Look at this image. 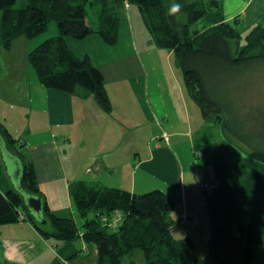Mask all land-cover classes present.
<instances>
[{
    "label": "trees",
    "instance_id": "obj_1",
    "mask_svg": "<svg viewBox=\"0 0 264 264\" xmlns=\"http://www.w3.org/2000/svg\"><path fill=\"white\" fill-rule=\"evenodd\" d=\"M16 2L0 0V47L9 48L17 36L32 38L55 21L58 34L43 40L28 54L36 77L49 88L90 93L106 111L112 110V102L103 72L88 55H75L66 37L83 39L97 34L107 44L115 45L121 7L124 2L135 4L153 43L172 51L187 92L208 122L201 138L212 135L211 122L218 121L237 145L238 141L248 145L246 155L264 163V108L241 112L239 117L232 99L239 91L247 94L255 88L250 84L224 85L235 83L241 73L254 77L257 70L264 74V21L243 29L242 12L226 18L224 0H25L19 7ZM173 5H179L175 13L171 12ZM244 30L248 31L244 34ZM23 146L0 122V224L19 220L21 205L23 217L43 237L58 241L81 238L93 244L98 250V264H134L130 257L137 249L142 251L145 264H206L205 259L192 254L191 239L172 233L168 216L175 202L161 189L134 193L80 180L72 197L76 218L55 215L38 187L32 165L24 160ZM200 150L195 148L198 154ZM7 152L22 160L19 186L3 184ZM24 191L42 198L41 216L29 209ZM117 211L121 219L110 226ZM259 242L254 230L244 234L242 264H264V246Z\"/></svg>",
    "mask_w": 264,
    "mask_h": 264
},
{
    "label": "crops",
    "instance_id": "obj_2",
    "mask_svg": "<svg viewBox=\"0 0 264 264\" xmlns=\"http://www.w3.org/2000/svg\"><path fill=\"white\" fill-rule=\"evenodd\" d=\"M229 1L224 0V3ZM241 2L245 4L241 11L242 16L245 14L244 20H264V0ZM124 5L129 7L127 2ZM120 40L115 45H109L97 34L83 39L66 37L67 45L75 55H88L91 62L101 69L104 85L106 81H115L128 88L118 94L123 103L128 93L134 98L133 108L138 109V101L141 105V115L146 121L142 128L149 126L150 138L156 141L140 144L139 157L134 163L132 174L128 170L129 178L126 176L124 180L116 177L122 173L125 159L118 155L117 149L111 144L112 140L107 142L106 133L98 132L92 123L88 124L90 120L77 114L89 98L98 105L92 94L49 88L36 77L39 86L29 85V93L24 100L20 103L14 100L3 106L6 109L1 111L2 119L10 123L12 130L17 131L21 130L19 124H23L26 129L32 126L33 121L40 120V109L46 114L40 121L43 130H46L41 139L37 138L41 132L36 126L30 132L26 129L24 137L19 139L24 144V160L32 165L38 187L49 209L57 216H74L73 189L80 180L117 186L134 193L152 189L164 191V188L158 187V181H161L167 188V193L164 192L170 195L175 204H179L178 208L171 210L175 215L170 212L168 216L174 236L191 239L192 254L205 259L206 264H242L245 225L235 218V214L240 220L241 205L245 202L250 209L264 215V164L249 156H240L231 161L208 158L205 153L206 137L200 136L205 120L199 126L193 122L192 97L186 94L183 80L181 82L171 69L172 51L156 46L151 40L145 46V53L152 51V58L158 56L159 60L161 57L168 64L165 73L151 82L157 91L153 93L150 83L139 72L140 62L144 64V61L142 57L138 59V55H134L135 45L129 44V36L127 42L121 43ZM95 43L106 56H112L102 67L93 56ZM78 45H86L87 49H79ZM119 49L127 53L117 54ZM132 57L133 60H130ZM133 67L135 74L129 75L127 71ZM18 88L15 87L13 91L16 97H19ZM34 102H42L43 105L36 107ZM21 103H29L34 108L29 111ZM10 128H7L8 131L16 137ZM125 139L129 143V135ZM196 147L201 148L200 154L195 151ZM214 154L218 155L217 152ZM194 156L199 159L202 156L200 165L194 161ZM4 158L3 184L19 186L22 160L8 152ZM81 159L86 160V163ZM16 168L20 170L17 174L14 173ZM137 171L145 179L136 178ZM187 178L191 180L189 183ZM207 180L213 182V187L207 193L204 189L203 195H199L202 188L200 183ZM150 184L154 187L150 188ZM177 195L179 203L175 200ZM133 255L130 259L137 264ZM98 261L97 248L81 238L64 241L45 238L25 218L0 224V264H98Z\"/></svg>",
    "mask_w": 264,
    "mask_h": 264
},
{
    "label": "rangeland",
    "instance_id": "obj_3",
    "mask_svg": "<svg viewBox=\"0 0 264 264\" xmlns=\"http://www.w3.org/2000/svg\"><path fill=\"white\" fill-rule=\"evenodd\" d=\"M25 0H17L16 7H19L23 5ZM129 7H121L123 16L121 21V27H120V37L121 43L127 42L128 36H129V44H134V55H138V59L142 57L144 64L140 62L139 72L142 73L143 79L148 80V84L151 87V91L153 93H157L155 91L154 87L151 85L152 81L155 79H158L159 75H163L165 73V68L168 66V64L165 62L164 59L160 57L158 60V56H155L152 58L151 52L147 51L144 52L146 44L152 39L151 36L146 29L140 12L137 8V6L133 3H128ZM244 2H241V0H230L228 3H224L223 11L224 14L233 17L240 13L243 10ZM93 11H90L89 16L93 17ZM243 16L245 18V14L243 13ZM261 19L256 20H245L244 23L241 25V27L247 28L251 24H256L260 22ZM264 21V20H263ZM248 30H244L243 33L245 34ZM58 33V30L56 28L55 21H50L48 24V27L45 31L42 33L32 37L28 38L25 35L17 36L15 37L11 44L12 46L9 48H3L1 47L0 50V122L6 127L10 128V123L5 122V120L2 119L1 111L3 106L6 104L12 103L14 100L20 101L24 100L28 93H29V85L30 86H39L38 83H36V74H34V70H32V66L27 61V54L30 50H32L36 45L41 43L46 38H49L53 35H56ZM243 36V35H242ZM242 38V42H243ZM103 42V41H102ZM153 42V41H152ZM94 52L93 56L95 57L96 61L100 64L102 67L103 65H106V62L108 59H110L112 56H106V54L103 53L102 49L97 45V43L94 44ZM77 46V45H76ZM75 46V47H76ZM79 46V45H78ZM77 49V47H76ZM79 49H87L86 45H80ZM117 49V48H116ZM110 53V52H108ZM113 53V52H112ZM127 52H122V49H119L117 51V54H126ZM10 54L12 58L10 59ZM141 55V56H140ZM114 57V56H113ZM134 57H132L130 60H133ZM122 59V58H121ZM129 60V59H128ZM170 64L171 69L177 74V76L180 78L182 82V71L181 69L175 65L174 61V55L170 56ZM177 70V71H176ZM135 68L128 69L127 73L129 75H133ZM264 79V74L262 72L255 71V76L252 77L249 73H241L237 79H235V83L233 84H224L228 87L235 86L236 84H240V87L243 85H249L252 88H255L252 91H248L247 94L242 93L239 91L240 94H233V104L235 107V113L239 116L242 113L245 112H259L260 109L264 108V90L261 89L262 86H264V82L261 80ZM26 81L28 83V89L26 90ZM234 82V81H233ZM105 86L107 87V93L110 97L112 103V110L111 111H105L103 108L101 109L100 106H98L96 103H94L90 98L86 100L85 103L81 105V107L78 109L77 114L80 116H83L84 118L90 120L88 124L92 123V127L96 129L98 132L106 133V141L108 142L109 139L112 140L111 144L113 147L117 149L118 155L122 157V159H125V163L123 166L122 173L120 175H116L117 179L123 178L125 180V177H130L128 170H130V173L132 174L134 163H136L139 152H140V144L147 142H151L152 140L156 141L154 138H150L149 132L151 131L149 126H146L142 128L143 125H146V121L143 120V117L141 115V105L138 101V109L133 108V102L134 98L131 97L128 93L125 96L124 103L123 100H121L118 97L119 92L127 91L128 88L124 87V85L116 84L115 81L107 82L105 83ZM18 88L19 91V97H16L13 93L14 89ZM185 92L188 96H190L186 89ZM231 93V92H230ZM22 96V97H21ZM191 98V96H190ZM192 100V109H191V115L193 118V122L195 125L199 126L201 123H203V116L200 113V109L197 106V104L194 102L193 98ZM23 104V103H21ZM123 104V105H122ZM29 111L34 106H30L29 103L23 104ZM34 105L37 107H42V102H34ZM39 112L41 114L38 115V118L40 120L33 121L32 126L26 128L29 129V132L33 127L36 126V128L41 132L37 138L41 139L42 134L45 133L46 130H43V127L41 125L42 122L41 119H43L46 114L40 109ZM22 115V113H21ZM23 116V115H22ZM119 119V120H118ZM7 123V124H6ZM206 124L208 122H205ZM117 124V126L115 125ZM120 124H123L121 126ZM21 126V130L17 131L16 129L12 130L11 132L14 133V135L17 138L22 139L21 137L25 135L26 129L24 128L23 124H19ZM25 130H24V129ZM23 130V133H21ZM209 132L212 134L207 136L205 139V153L207 154L208 158L214 157L215 159L222 158L225 161H231L235 160L237 157L240 156H248L245 154V150L248 151L249 147L244 142L238 141V145L236 140L229 135L228 131L222 124L218 121L211 122V129ZM228 132V133H227ZM129 135V143L126 142V136ZM21 135V136H20ZM231 140V141H230ZM231 142V143H230ZM209 144V145H208ZM239 149H238V148ZM243 148V149H242ZM232 149V152H231ZM214 152H217L218 155H215ZM129 153V154H128ZM196 155V154H195ZM70 156V155H69ZM250 157V156H249ZM127 158H129V161H126ZM202 158V156H201ZM196 158L194 156V161H198V164L200 165V161L202 159ZM254 161H259L253 157H251ZM83 160L82 162L86 163V160ZM261 162V161H259ZM264 164V163H263ZM129 166V168H128ZM189 169V168H188ZM140 175V176H139ZM136 178L145 179L144 176H141L140 171H137ZM208 179V178H207ZM188 183L191 181L188 178L186 179ZM202 182H209L202 181ZM150 188H153L152 184H150ZM160 185V186H159ZM164 184L161 181H158V187L164 188V191L167 193V188L163 186ZM156 187V186H155ZM202 187V186H201ZM204 188L202 187L200 191L198 192L199 195H203ZM143 191V190H142ZM208 191L206 190V193ZM27 196V193L24 192ZM52 194V193H51ZM57 194V193H56ZM54 195V194H52ZM170 196V195H169ZM176 197V202L179 203V197L178 195ZM177 205V204H175ZM179 205V204H178ZM174 206V210L178 208ZM242 210L240 213V220L237 218L235 214V218L238 221H243V224L245 225L244 234L245 236L248 234L249 230H254L255 233H257V238L260 241L259 245L264 246V223L262 222V219L264 215L259 214L258 212H255L253 209H250L248 205L244 202L242 203ZM19 215L20 219H23V213L25 212L23 207L19 206ZM175 212V211H174ZM173 216L175 213L171 212ZM74 217L76 218V213L74 212ZM78 220V219H77ZM240 232V229L238 230ZM241 234V232H240ZM199 246V243H197ZM193 251V250H192ZM143 253L141 250H138L137 253L133 255V259L137 262V264H144L143 261Z\"/></svg>",
    "mask_w": 264,
    "mask_h": 264
},
{
    "label": "water",
    "instance_id": "obj_4",
    "mask_svg": "<svg viewBox=\"0 0 264 264\" xmlns=\"http://www.w3.org/2000/svg\"><path fill=\"white\" fill-rule=\"evenodd\" d=\"M6 167H7V164L5 163V168ZM19 172L20 170L16 168L14 173L17 174ZM24 199L29 209L32 210L36 215L41 216V212L43 210L42 198L40 196H35V195L27 193V196L25 195Z\"/></svg>",
    "mask_w": 264,
    "mask_h": 264
},
{
    "label": "built area",
    "instance_id": "obj_5",
    "mask_svg": "<svg viewBox=\"0 0 264 264\" xmlns=\"http://www.w3.org/2000/svg\"><path fill=\"white\" fill-rule=\"evenodd\" d=\"M200 185L205 189V190H209L210 188H212L213 187V182H202V183H200ZM105 219V218H104ZM120 219H121V214H120V212H115V214H114V217H113V219L109 222L110 223V226H116L118 223H119V221H120Z\"/></svg>",
    "mask_w": 264,
    "mask_h": 264
},
{
    "label": "clouds",
    "instance_id": "obj_6",
    "mask_svg": "<svg viewBox=\"0 0 264 264\" xmlns=\"http://www.w3.org/2000/svg\"><path fill=\"white\" fill-rule=\"evenodd\" d=\"M179 8V5H173V7L171 8V12L175 13Z\"/></svg>",
    "mask_w": 264,
    "mask_h": 264
}]
</instances>
